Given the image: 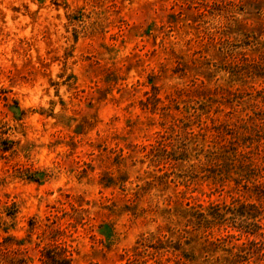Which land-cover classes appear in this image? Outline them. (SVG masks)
<instances>
[{
    "label": "rangeland",
    "instance_id": "1",
    "mask_svg": "<svg viewBox=\"0 0 264 264\" xmlns=\"http://www.w3.org/2000/svg\"><path fill=\"white\" fill-rule=\"evenodd\" d=\"M258 184L264 0H0V264H264Z\"/></svg>",
    "mask_w": 264,
    "mask_h": 264
},
{
    "label": "trees",
    "instance_id": "2",
    "mask_svg": "<svg viewBox=\"0 0 264 264\" xmlns=\"http://www.w3.org/2000/svg\"><path fill=\"white\" fill-rule=\"evenodd\" d=\"M237 151V149H235ZM175 160H183V154L179 156H174ZM245 158L247 159L248 162H245L246 164H242V169L238 172V175L246 180L247 182L255 181L262 176L260 174L254 173L255 171V164L253 161L245 155ZM261 186H263L264 189V184H258L255 185V188L257 190L261 189ZM262 190V189H261ZM261 194H264V190L261 191ZM261 195H256V197L260 200ZM199 218V227L203 229L202 234L205 235L207 231H212L215 229V227H230L231 223L233 224L232 227L236 229L240 235H254L259 232V230L262 229L261 225V218L264 215V210L259 209V206L253 203H248L244 202L237 208L233 209H227L224 210L220 206H211V210L206 213V212H201L198 214ZM202 239V238H201ZM217 241H220L221 239L218 238L216 239ZM210 240L207 239V237L204 239L203 242H201L202 246V253H210L209 247L213 246V248H216L215 243H209ZM212 244V245H211ZM166 247H160V248H155L157 250H162L165 249ZM227 251V250H224ZM212 253V252H211ZM211 255V254H210ZM232 256L235 257V255L231 254ZM239 256V255H238ZM44 257V263L45 264H71V258L69 255H67V252L65 250L63 251H52V250H47L43 253ZM223 258V257H221ZM208 258L206 259V264ZM219 258L216 260L217 263L222 264L224 262H219ZM224 261L227 262L230 261V264H234L233 260H229L227 258L224 259Z\"/></svg>",
    "mask_w": 264,
    "mask_h": 264
}]
</instances>
